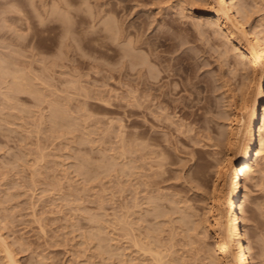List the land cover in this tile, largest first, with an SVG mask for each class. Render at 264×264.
<instances>
[{
	"label": "rangeland",
	"instance_id": "374dc122",
	"mask_svg": "<svg viewBox=\"0 0 264 264\" xmlns=\"http://www.w3.org/2000/svg\"><path fill=\"white\" fill-rule=\"evenodd\" d=\"M209 2L0 0V264H10L4 246L18 264L217 262L227 125L262 71L215 30ZM235 2L264 36V0ZM135 33L155 42L160 65L173 62L158 83L189 96L192 112L144 110L125 55ZM150 48L139 50L155 58ZM247 175L242 220L264 264V152Z\"/></svg>",
	"mask_w": 264,
	"mask_h": 264
},
{
	"label": "bare ground",
	"instance_id": "6f19581e",
	"mask_svg": "<svg viewBox=\"0 0 264 264\" xmlns=\"http://www.w3.org/2000/svg\"><path fill=\"white\" fill-rule=\"evenodd\" d=\"M208 5H209V7L213 8L211 16H210L212 18V20L210 19L209 22H211V23L213 22L215 24V30L220 29L221 31H223V33L225 34L226 40L229 41L230 44H232L233 47H235V49H237V51L240 52L242 57L246 59L247 69H250L251 71H253V73H256V72L258 73L259 70H260L259 72L261 73V71H262V74L256 80V85H255L256 88H255L253 95H252V99L250 102L251 104L250 105L246 104L247 106L243 107V110L245 109V113H241L243 115L239 114L238 116H236V118L231 123H229L227 125L228 126L227 127L228 135L226 136L227 137L226 139H227V143H228L230 151L227 152V154H225V156L222 160V164H220L222 166L221 171L219 173L220 174L219 175L220 176V182H219L217 187L215 186V188H213L214 189V196H213L214 205H213L212 220H213L214 236H215L214 244L211 246L212 251L214 253L213 259H215L217 261L216 262L217 264H255L252 261V256L250 255V251H249L250 243L246 239V233H245V228H244V224H243L244 222L242 220L243 219L242 212L244 210V204L247 200V192H246V189H247L246 177L248 176L247 174L252 169L254 161L255 160L257 161L258 158H261V156L263 155V152H264V100H263L264 99V36L262 35L261 30H259L258 28L254 27V26L249 25L248 19H247L248 16L245 15L244 10L241 7H239V5L235 2V0H210ZM35 7H37V6H35ZM100 9H102V8L100 7ZM100 12H101V10L99 11V13ZM110 18L114 19V16L113 17L111 16ZM112 26H114V25H112ZM115 28H117V27H110L109 28L110 32H112L113 34H117L118 31H120V30L115 29ZM105 30H107V29H105ZM109 30H107V31L109 32ZM134 35L136 37V40L134 38H132V39H134V41L130 40L131 48L129 47L130 49L126 51L125 55L128 57V62H129V66L127 69L128 72L131 74L132 71H136L137 73L141 74L140 83L142 84V87L145 90L144 91L142 89L144 91L143 100H142L143 104H144L143 107H145L144 110L147 109V112H148V109H149V111L152 110L155 112L157 111L156 109H158V108L160 110H163V109L165 110V109H167V107L164 108L162 105L167 104L169 109H170V107L171 108L179 107L180 111H183L184 114L188 113V112H192L186 108V107H188V108L191 107L190 102L188 101L189 96L188 97H186V96L181 97V98L176 100L177 97L174 98L171 96V94L174 93L173 88H169V87L163 88L162 86H160L161 84L158 83L161 78L171 74L170 71L173 69L172 67L174 66L173 62H172V65L170 64V61L168 62V64L160 65L157 61L160 54H158L156 52L155 42H151L150 40H148V41L142 40L141 38L138 37L140 35V34L138 35V33H135ZM146 42L150 44V46H151V48H150L151 52L150 53H153V55H155V58H151L152 55L149 58L147 55L142 54L141 50H139L140 47H142V44L146 43ZM146 48H147V46H146ZM227 51H228V49L226 48L224 50V52H227ZM5 57H7V56H5ZM156 64L158 66H156ZM2 68L3 67L0 68V71L2 70ZM16 68H18V67H15V69ZM23 71H25V70H23ZM2 72H3V70H2ZM13 72L15 73V71H13ZM14 75L18 76L17 73ZM23 75H24V73H23ZM15 76H14V78H15ZM19 76H20V74H19ZM16 78H15V82L17 81ZM19 78H21V77H19ZM21 81H22V79H21ZM21 81H19L20 84H21ZM156 83H158L159 85H155ZM170 85H171V83H170ZM21 87H23V86H20V88ZM182 88L183 89H189L188 84H185V88L184 87H182ZM18 89H19V87H18ZM28 90H29V88H28ZM38 92H40V91H38ZM17 93H18V91H17ZM37 98H38V96H37ZM155 99L157 100V102L155 103V108H153L151 104H152V101ZM104 102H106V100ZM164 102H166V103H164ZM159 103H162V105H160ZM153 106H154V103H153ZM159 106H162L163 109H161ZM65 111H67V110H65ZM144 113L146 114V111H144ZM150 114H151V112H150ZM61 119H64V118H61ZM60 121H62V120H60ZM56 122H55V124H56ZM74 125H76V124H74ZM58 126H60V125H58ZM67 128H69V127H67ZM226 134H227V132H226ZM158 156H160V155H158ZM85 161H87V160H85ZM109 168H111V167H109ZM187 221L191 222L190 220H187ZM148 250H149V248H148ZM4 251H5L4 253H6L5 256L7 255V257H8V260H9L8 263L18 264L16 258L14 257V254L8 248V246L7 247L4 246ZM149 251H151V250H149ZM162 253H164V252H162ZM164 255H166V254H164ZM153 258H154V256H153ZM160 263H161V261H160Z\"/></svg>",
	"mask_w": 264,
	"mask_h": 264
}]
</instances>
